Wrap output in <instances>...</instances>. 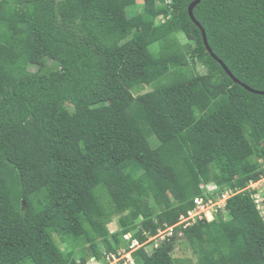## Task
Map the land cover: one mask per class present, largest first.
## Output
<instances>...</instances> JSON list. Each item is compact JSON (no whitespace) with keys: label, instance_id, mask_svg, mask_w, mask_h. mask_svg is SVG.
Returning a JSON list of instances; mask_svg holds the SVG:
<instances>
[{"label":"trees","instance_id":"1","mask_svg":"<svg viewBox=\"0 0 264 264\" xmlns=\"http://www.w3.org/2000/svg\"><path fill=\"white\" fill-rule=\"evenodd\" d=\"M193 1L0 0V264H264V0L194 8L256 92Z\"/></svg>","mask_w":264,"mask_h":264},{"label":"rangeland","instance_id":"2","mask_svg":"<svg viewBox=\"0 0 264 264\" xmlns=\"http://www.w3.org/2000/svg\"><path fill=\"white\" fill-rule=\"evenodd\" d=\"M130 9H133V8L131 7ZM131 14H133L132 10H131V13L129 14V16ZM180 37L183 41H185V37L183 35H181ZM33 69H36V67H33ZM198 69L201 72H205V69L202 66H199ZM149 86H152V85H149ZM204 187H205V193L206 194H208L209 192H215L219 189V188H217V186H214L213 182H210L209 184H207ZM247 188H250L251 190H255L254 195L259 194L260 191L262 192V189L264 188V175H262L261 178L256 180V181L252 180L251 183L247 186ZM232 194H233V192L231 190H225L222 192L221 195L216 196L215 199L210 198L209 200L204 201L203 199L199 198L196 201V204H197L196 209L192 210L190 212V215L188 216V218H192V219L187 220V218H185V219H181V221L186 220V221L191 222V221L195 220L196 216L197 217L206 216L209 220H213L215 218V216L217 215L218 210L223 209L225 207L226 200ZM258 206L262 209V213L264 214V205L259 203ZM109 227H110V230L112 232L116 231L119 228L118 216H114L112 218V220L109 222ZM160 233H162V236H159L157 239H153L156 236L150 237L145 242L149 252H152L157 247V245H160L162 243V241L164 240L163 236L165 235V231H162ZM126 237H128V236H126ZM150 241H152V242H150ZM137 247L138 246H136V248ZM136 248H133V249L135 250ZM121 250H119V251H121ZM110 255H108V256H110ZM124 255L128 257L129 251L123 253V255H121L119 257H116V258L109 260L107 264H131L130 261L122 260ZM108 256H107V258H108ZM174 256L178 257V258H188L192 261V263H195V258L193 256L192 248H191L189 242H187L186 240L183 239L182 232H180L178 235V239H177L175 250H174Z\"/></svg>","mask_w":264,"mask_h":264},{"label":"water","instance_id":"3","mask_svg":"<svg viewBox=\"0 0 264 264\" xmlns=\"http://www.w3.org/2000/svg\"><path fill=\"white\" fill-rule=\"evenodd\" d=\"M201 0H195L193 1L190 6H189V13L192 17V19L194 20V22L201 28L202 30V33H203V38H204V43L207 47V49L212 53V55L214 56L215 59H217L221 64L222 66L225 68L226 72L234 79L235 82L237 83H241L243 84L245 87H247L248 89L252 90V91H257V90H254L253 88L249 87L248 85L244 84L243 82H241L238 78H236L233 73L231 72V70L228 68V66L224 63L223 60H221L212 50L209 42H208V38H207V34H206V31L204 29V27L202 26V24L196 19V17L194 16V8L200 3ZM23 204H24V200H23Z\"/></svg>","mask_w":264,"mask_h":264},{"label":"built area","instance_id":"4","mask_svg":"<svg viewBox=\"0 0 264 264\" xmlns=\"http://www.w3.org/2000/svg\"><path fill=\"white\" fill-rule=\"evenodd\" d=\"M262 192H263V193H262ZM262 192L260 191L259 194L255 195L254 197H255V202H256V204H257V209L260 211V213H261V214L263 215V217H264V214L262 213V209L258 206L259 203H261V204L264 205V188L262 189ZM197 200H198V199H197ZM197 200H196V201H197ZM168 231H169V233H171L172 228L168 229V230H167V233H168ZM165 233H166V232H165ZM159 236H162V233L158 234V236H156V237L153 238V239H157ZM163 238H165V235L163 236ZM138 245H139L138 242H137V241H134V242L132 243V249H133V248H136V246H138ZM133 250H134V249H133ZM133 250L129 251V255H128V257L124 255V257H123L122 260H124V261H130L131 264H135V261H134L133 258H132V251H133ZM125 252H126V250H125V249H124V250L122 249V250L119 252V254H115V253H113V254H111L110 256H108V259L111 260V259H113V258L119 257V256L123 255V253H125ZM116 255H117V256H116ZM122 262H123V261H122ZM123 263H124V262H123Z\"/></svg>","mask_w":264,"mask_h":264},{"label":"clouds","instance_id":"5","mask_svg":"<svg viewBox=\"0 0 264 264\" xmlns=\"http://www.w3.org/2000/svg\"><path fill=\"white\" fill-rule=\"evenodd\" d=\"M189 215H190V214H189ZM185 218H187V220L190 219V218H188V216H183V217H182V219H185ZM185 221H186V220H183V221H181V222H185ZM188 224H189V221H188ZM163 231L166 232V233H165V237H166V236L168 235V233H167V229H166V230H163ZM168 232H169V231H168ZM134 241H136V240H134ZM134 241H133V242H134ZM133 242H132V243H133ZM150 242H152V241H150ZM148 243H149V242H148ZM138 244H139V243H138ZM141 245H142V244H139L138 247H140ZM157 246H158V245H157ZM138 247H137V248H138ZM137 248H136V249H137ZM136 249H135V250H136ZM125 250H126V249H125ZM131 250H132V244L130 245V249H127L126 252L131 251ZM133 251H134V250H133ZM133 251H132V253H133ZM132 258H133V255H132ZM133 260H134V258H133ZM134 261H135V260H134ZM135 264H136V262H135Z\"/></svg>","mask_w":264,"mask_h":264}]
</instances>
